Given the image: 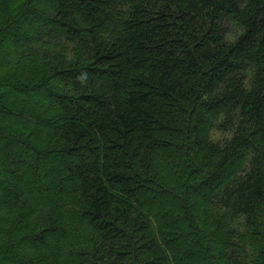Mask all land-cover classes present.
<instances>
[{
    "label": "trees",
    "instance_id": "trees-1",
    "mask_svg": "<svg viewBox=\"0 0 264 264\" xmlns=\"http://www.w3.org/2000/svg\"><path fill=\"white\" fill-rule=\"evenodd\" d=\"M0 264H264V0H0Z\"/></svg>",
    "mask_w": 264,
    "mask_h": 264
},
{
    "label": "rangeland",
    "instance_id": "rangeland-1",
    "mask_svg": "<svg viewBox=\"0 0 264 264\" xmlns=\"http://www.w3.org/2000/svg\"><path fill=\"white\" fill-rule=\"evenodd\" d=\"M232 29V25L230 26L229 24L227 25V30H229L228 32H230Z\"/></svg>",
    "mask_w": 264,
    "mask_h": 264
}]
</instances>
